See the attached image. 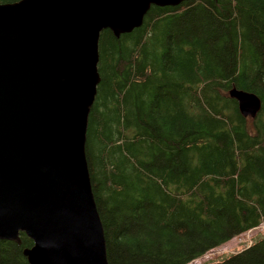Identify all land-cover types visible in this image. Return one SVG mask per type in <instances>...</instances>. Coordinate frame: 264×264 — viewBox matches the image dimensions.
<instances>
[{
    "label": "trees",
    "instance_id": "1",
    "mask_svg": "<svg viewBox=\"0 0 264 264\" xmlns=\"http://www.w3.org/2000/svg\"><path fill=\"white\" fill-rule=\"evenodd\" d=\"M98 54L85 153L107 263L189 264L260 226L264 0L152 6L129 34L102 31ZM232 88L259 97L256 118ZM19 238L0 264H28ZM222 263L264 264V238Z\"/></svg>",
    "mask_w": 264,
    "mask_h": 264
},
{
    "label": "water",
    "instance_id": "2",
    "mask_svg": "<svg viewBox=\"0 0 264 264\" xmlns=\"http://www.w3.org/2000/svg\"><path fill=\"white\" fill-rule=\"evenodd\" d=\"M186 1L0 4V240L32 239L28 264H108L85 153L99 37L129 34L152 6ZM229 97L244 118L261 111L255 94Z\"/></svg>",
    "mask_w": 264,
    "mask_h": 264
},
{
    "label": "rangeland",
    "instance_id": "3",
    "mask_svg": "<svg viewBox=\"0 0 264 264\" xmlns=\"http://www.w3.org/2000/svg\"><path fill=\"white\" fill-rule=\"evenodd\" d=\"M257 236H261V238H264V223H261L256 230L248 231L242 236H239L237 238L235 237L231 241L210 252L203 258L195 260L189 264L222 263L224 259H226L229 255L239 253L240 251L246 249L248 246L252 245V243L254 242V238Z\"/></svg>",
    "mask_w": 264,
    "mask_h": 264
},
{
    "label": "bare ground",
    "instance_id": "4",
    "mask_svg": "<svg viewBox=\"0 0 264 264\" xmlns=\"http://www.w3.org/2000/svg\"><path fill=\"white\" fill-rule=\"evenodd\" d=\"M87 132V131H86ZM19 236H20V234L18 235V238H19ZM26 236V235H25ZM27 237V236H26ZM28 239H30L29 237H27ZM31 241H32V244H34V242H33V240L32 239H30ZM0 241H9V242H14V243H16L15 241H13V240H0ZM19 241H20V238H19ZM17 244V243H16ZM19 245V244H18ZM32 247H33V245H32ZM31 247V248H32ZM31 248H27V249H31ZM25 250V249H24ZM23 250V251H24ZM23 254V253H22ZM206 256V255H205Z\"/></svg>",
    "mask_w": 264,
    "mask_h": 264
}]
</instances>
